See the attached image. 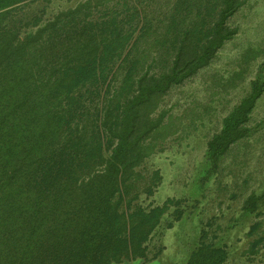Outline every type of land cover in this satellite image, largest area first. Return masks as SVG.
I'll list each match as a JSON object with an SVG mask.
<instances>
[{
    "label": "trees",
    "instance_id": "16d2710c",
    "mask_svg": "<svg viewBox=\"0 0 264 264\" xmlns=\"http://www.w3.org/2000/svg\"><path fill=\"white\" fill-rule=\"evenodd\" d=\"M62 1L0 0V264H152L178 223L194 230L180 264H264V167L249 170L264 47L243 48L207 103L171 102L238 35L247 0ZM251 74L192 195L156 204L149 160ZM208 188L226 207L203 219Z\"/></svg>",
    "mask_w": 264,
    "mask_h": 264
},
{
    "label": "rangeland",
    "instance_id": "374dc122",
    "mask_svg": "<svg viewBox=\"0 0 264 264\" xmlns=\"http://www.w3.org/2000/svg\"><path fill=\"white\" fill-rule=\"evenodd\" d=\"M74 1L77 2L78 0ZM62 3H67V0H63ZM232 23L237 25L240 31L232 41L225 45L217 61L196 76L192 82L185 86L182 92L175 93L171 98V102L177 100L182 102L181 108L175 109L176 112L180 113L185 108L197 106L198 103H207L209 100V92L205 91L207 84H211L217 75L229 74L234 69L232 61L240 55L243 48L257 44L264 47V0H247L246 5L233 18ZM262 59H264L263 56L259 61ZM251 77L252 74L243 86L222 99V103L219 104V111L212 117V121L207 118L205 125L198 123L197 128L188 139L172 141L167 146L166 151L149 160V164L162 170L164 177L163 183L155 195L156 204L163 203L169 197L192 195L195 182L201 177L204 167L207 141L215 131L220 129L221 120L226 114L227 108L250 89L249 79ZM253 119L254 121L264 120V95L254 110ZM260 135L261 140L256 146L253 145L252 149L255 154L249 162V170L254 172H258L261 170L260 167H264V132ZM212 192L213 189L208 188L206 191L208 197L201 203L200 210H204L201 215L203 219H206L210 212H220L226 207L224 204L219 205L218 198L213 197L215 194ZM231 215L232 211L227 214L226 219H220L219 222L224 224ZM193 234L194 230L188 224L182 228L178 223L174 228L167 230L163 239L161 238L166 245V251L158 261L152 264H180V261L185 259L188 243ZM232 242L237 243L235 235L232 237Z\"/></svg>",
    "mask_w": 264,
    "mask_h": 264
}]
</instances>
